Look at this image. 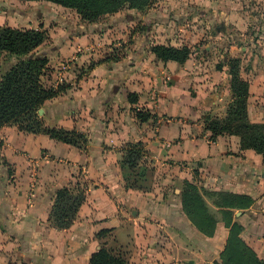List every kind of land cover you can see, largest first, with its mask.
Masks as SVG:
<instances>
[{"label": "crops", "instance_id": "obj_1", "mask_svg": "<svg viewBox=\"0 0 264 264\" xmlns=\"http://www.w3.org/2000/svg\"><path fill=\"white\" fill-rule=\"evenodd\" d=\"M248 1L264 2L188 0L190 13H165L169 3L158 0L85 22L49 1L0 0V26L14 27L8 12L27 13L21 26L49 33L35 52L49 60L45 85L64 90L42 106L45 123L90 139L83 150L15 126L0 130V264H90L101 246L129 264H222L233 228L264 263L263 156L238 135L213 140L204 122L225 117L229 58L242 57L249 118L264 123V13L244 11ZM117 43L122 56L113 55ZM153 44L193 53L184 64L163 61ZM137 111L151 117L141 121ZM137 143L146 152L133 168L124 148ZM80 177L90 184L86 200L69 229H56V192ZM189 184L212 218L208 232L187 210Z\"/></svg>", "mask_w": 264, "mask_h": 264}, {"label": "trees", "instance_id": "obj_2", "mask_svg": "<svg viewBox=\"0 0 264 264\" xmlns=\"http://www.w3.org/2000/svg\"><path fill=\"white\" fill-rule=\"evenodd\" d=\"M45 1L74 9L85 22H95L105 14L126 8L144 10L148 4H151L150 2L153 1L154 5L158 2V0ZM48 38L49 33L45 29L0 26V60L5 54L18 58V62L0 78V130L6 126H15L21 132L46 134L57 141L86 150L90 139L85 133L76 129L50 127L39 113L46 101L57 97L64 90L62 86L53 88L45 85L43 77L48 68V58L30 56ZM151 50L163 61L173 60L180 64H184L193 53V49L189 46L175 47L163 44H153ZM122 54L123 50L113 51V55L122 56ZM240 62V57L229 58L233 99L228 105L225 117L206 114L204 122L213 140L224 134L238 135L244 148L256 150L264 159V123H254L249 118V82L240 74ZM130 97L132 101L137 100L133 95ZM136 115L141 121L151 117L147 111H137ZM145 152L142 143L128 144L125 148L123 163L134 168L139 165L138 162L143 159ZM188 187L189 191L185 194L187 210L195 219H198L197 224L201 229L208 232L213 228L212 218L206 210L197 187L192 184ZM87 190L86 184L78 179L57 190L49 218L54 228L66 230L74 224L79 209L86 200ZM105 233L106 231L101 232L100 236ZM222 260V264H264L255 251L239 238L238 230L235 228L222 253ZM90 264H129V261L105 246H101L92 253Z\"/></svg>", "mask_w": 264, "mask_h": 264}, {"label": "rangeland", "instance_id": "obj_3", "mask_svg": "<svg viewBox=\"0 0 264 264\" xmlns=\"http://www.w3.org/2000/svg\"><path fill=\"white\" fill-rule=\"evenodd\" d=\"M151 1V0H150ZM155 1V0H154ZM171 0H167V3H169V4H167L168 6L165 8L166 10H165V13H190V12H188V11H186L187 9H186V7H187V2H188V0H179L180 1V3L182 4V6H180L179 4H176V5H174L175 4V2L174 1H172L173 3H171L170 2ZM151 4L149 5H147L145 8H144V10L143 11H146V10H149V9H151V8H153L155 5L153 4L154 2L152 1V2H150ZM218 4L219 3H217V6H218ZM38 5V4H37ZM13 6L15 7H18L19 8V10H23V9H25L26 11H34V12H37L38 11V7H39V5L38 6H33V4H31V3H22V2H16V4H13ZM203 9H205V8H203V6L202 5H198V9H196V11H195V13H203ZM19 10H16L17 12H19ZM180 10V11H179ZM244 11H248L249 13H264V2H261V3H257V2H252V1H248L245 5H244ZM7 12V11H6ZM9 14H8V16H7V20H6V22H7V24H12V25H14V27H18V28H25V29H29V28H27V27H23V26H21V25H23V24H25L26 23V21L28 20L26 17H25V15L27 14H25V15H22V14H19V13H12V12H8ZM32 16V15H31ZM32 18H34V16H32ZM259 20H255V22H258ZM41 26H43V25H41ZM38 29H41V28H38ZM40 56V55H38L37 54V52H34V54H31L30 56L32 57V56ZM9 57V55H3L2 57H1V60H0V78L2 77V75H4V74H2V72H3V64L4 65H8L9 63H11L13 60L14 61H16V63L18 62V58L17 57H15V59H11L10 57ZM240 60H241V62H242V60H243V58L241 57L240 58ZM2 61V62H1ZM8 62V63H7ZM241 62H240V74H241ZM232 89V88H231ZM232 99H233V92H232ZM229 105V104H228ZM227 108H228V106H227ZM227 108H226V111H227ZM212 115V114H211ZM213 116H217V115H213ZM217 117H219V116H217ZM126 148V147H125ZM124 148V149H125ZM142 154V153H141ZM143 156H145V155H143ZM142 161H143V159H141L139 162H138V164H140V163H142ZM84 178H82L81 179V177H80V179H79V181L80 182H82V183H84V180H83ZM74 183V182H73ZM87 183V182H86ZM86 185H90L89 183L88 184H86Z\"/></svg>", "mask_w": 264, "mask_h": 264}, {"label": "built area", "instance_id": "obj_4", "mask_svg": "<svg viewBox=\"0 0 264 264\" xmlns=\"http://www.w3.org/2000/svg\"><path fill=\"white\" fill-rule=\"evenodd\" d=\"M122 44L121 43H117L116 45H115V47H114V50L113 51H115V52H118L119 50H121L122 49Z\"/></svg>", "mask_w": 264, "mask_h": 264}, {"label": "water", "instance_id": "obj_5", "mask_svg": "<svg viewBox=\"0 0 264 264\" xmlns=\"http://www.w3.org/2000/svg\"><path fill=\"white\" fill-rule=\"evenodd\" d=\"M39 113H40V114H43V109H40V110H39Z\"/></svg>", "mask_w": 264, "mask_h": 264}]
</instances>
